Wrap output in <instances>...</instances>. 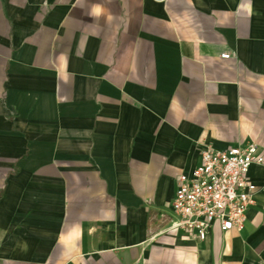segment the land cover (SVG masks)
Wrapping results in <instances>:
<instances>
[{
	"label": "crops",
	"instance_id": "obj_1",
	"mask_svg": "<svg viewBox=\"0 0 264 264\" xmlns=\"http://www.w3.org/2000/svg\"><path fill=\"white\" fill-rule=\"evenodd\" d=\"M251 142L264 0H0V264H264V163L242 229L170 228L203 147Z\"/></svg>",
	"mask_w": 264,
	"mask_h": 264
},
{
	"label": "built area",
	"instance_id": "obj_2",
	"mask_svg": "<svg viewBox=\"0 0 264 264\" xmlns=\"http://www.w3.org/2000/svg\"><path fill=\"white\" fill-rule=\"evenodd\" d=\"M262 163L264 154L254 142L226 149L205 145L200 164L178 178L170 228L200 240L216 225L224 232L242 229L257 192L248 173Z\"/></svg>",
	"mask_w": 264,
	"mask_h": 264
}]
</instances>
